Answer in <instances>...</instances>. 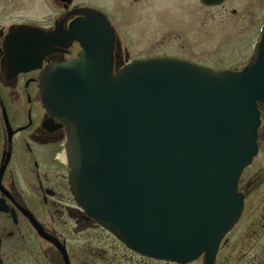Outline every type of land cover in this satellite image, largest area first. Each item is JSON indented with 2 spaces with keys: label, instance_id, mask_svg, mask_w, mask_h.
I'll return each instance as SVG.
<instances>
[{
  "label": "water",
  "instance_id": "95a60500",
  "mask_svg": "<svg viewBox=\"0 0 264 264\" xmlns=\"http://www.w3.org/2000/svg\"><path fill=\"white\" fill-rule=\"evenodd\" d=\"M80 12L70 32L82 51L52 66L41 86L44 107L66 128L77 206L142 256L187 264L203 255L213 264L242 214L238 181L257 154L264 29L241 71L155 58L114 72L110 23ZM58 35L46 36V53Z\"/></svg>",
  "mask_w": 264,
  "mask_h": 264
},
{
  "label": "flooded vegetation",
  "instance_id": "af4514ba",
  "mask_svg": "<svg viewBox=\"0 0 264 264\" xmlns=\"http://www.w3.org/2000/svg\"><path fill=\"white\" fill-rule=\"evenodd\" d=\"M51 1L58 11L52 19L49 14L44 15L49 6H43ZM112 1L131 7L142 0ZM197 1L206 8H223L235 22L248 25L250 33H257L253 47L261 39L264 0H225L216 6ZM37 3L42 10L37 5L35 9L34 0H0L1 264H19L22 260L27 264H177L131 251L75 203L64 160L66 128L44 107L41 86L52 66L74 60L81 52V44L71 38L70 32L73 23L86 17L81 10L100 12L111 26L112 21L90 0ZM54 31L59 35L53 39V50L46 53L52 42L46 36ZM114 34L112 63L116 69L128 62L122 58L127 55V48L120 46L115 30ZM258 111L257 154L238 182L243 211L222 240L213 264H264V103L258 104ZM249 168L252 171L244 179ZM241 222L246 225H241L239 235L235 232L232 245L227 237ZM95 228L107 232L112 240H90L87 235L80 239L77 235ZM244 247L249 248L244 252ZM253 249L256 253L250 255ZM199 260L205 264L203 255L188 264Z\"/></svg>",
  "mask_w": 264,
  "mask_h": 264
},
{
  "label": "rangeland",
  "instance_id": "374dc122",
  "mask_svg": "<svg viewBox=\"0 0 264 264\" xmlns=\"http://www.w3.org/2000/svg\"><path fill=\"white\" fill-rule=\"evenodd\" d=\"M38 1L34 0L35 9L36 5L39 6ZM90 1L112 21L120 46L127 48V55L122 56L127 62L171 58L214 72L239 71L247 65L253 44L257 41V33H250L248 25L235 22L223 8H206L197 0H142L131 7L112 0ZM47 3L43 6L44 9L49 6V11L44 15L49 14L52 19L58 11L52 1ZM39 7L42 10V6ZM250 171L252 168L244 173V179L249 177ZM241 225L242 222L227 237L232 245L235 232L240 234ZM77 235L80 239L87 235L90 240H112L107 232L97 228L82 230ZM248 248L244 247V252ZM254 252L255 249L250 255ZM223 255L229 253L224 252ZM231 255L234 256L233 253ZM132 261L137 262V258L132 257ZM19 264L27 262L22 260Z\"/></svg>",
  "mask_w": 264,
  "mask_h": 264
},
{
  "label": "bare ground",
  "instance_id": "6f19581e",
  "mask_svg": "<svg viewBox=\"0 0 264 264\" xmlns=\"http://www.w3.org/2000/svg\"><path fill=\"white\" fill-rule=\"evenodd\" d=\"M65 160V159H64Z\"/></svg>",
  "mask_w": 264,
  "mask_h": 264
}]
</instances>
